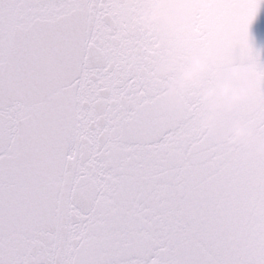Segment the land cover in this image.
<instances>
[{
  "label": "snow or ice",
  "instance_id": "snow-or-ice-1",
  "mask_svg": "<svg viewBox=\"0 0 264 264\" xmlns=\"http://www.w3.org/2000/svg\"><path fill=\"white\" fill-rule=\"evenodd\" d=\"M151 3L0 0V264H264V151L226 135L264 143V84L203 123L228 65L264 63V0Z\"/></svg>",
  "mask_w": 264,
  "mask_h": 264
},
{
  "label": "water",
  "instance_id": "water-1",
  "mask_svg": "<svg viewBox=\"0 0 264 264\" xmlns=\"http://www.w3.org/2000/svg\"><path fill=\"white\" fill-rule=\"evenodd\" d=\"M162 2L163 0H152V3L150 4L149 8H147L144 13L143 18L145 23L155 24L160 22L161 20H166L168 23H175V18L165 11V9L162 6ZM157 12L160 15H158L154 19L153 16ZM258 42L260 44H264V34H258ZM214 51H215L214 49H205L200 53L194 55L188 66L180 70L176 75V78L169 82L168 94L172 97H176L179 93L187 90V88L192 83L198 82L200 74L202 73L203 69L206 67L207 59L210 58L212 55H214ZM249 66L255 67L256 69L255 74L251 77V79L255 84L254 89L250 92L247 98L236 101L234 103H230L228 99L223 98L221 95L222 85L226 83H231L235 87L239 88L243 83V81L242 79L239 78H232L231 70L237 67H249ZM175 69H176L175 63H169L161 68V72L168 73L175 71ZM261 84H264V63L254 60H248V61L237 60L231 63L230 65H228L224 69L223 78L216 85L204 89L203 99L207 109V115L203 120L204 125L209 128H214L215 116L218 112L222 110H227V111L233 110L239 102L253 96L257 92ZM238 124L243 125L251 130L252 135L249 138L248 142L242 140H235L232 138L233 129ZM226 135L231 142L245 143L250 148L256 151H261V149L264 148V143L257 142L255 139L256 132H255V123L253 117H248L247 119L234 120L230 128L228 129Z\"/></svg>",
  "mask_w": 264,
  "mask_h": 264
},
{
  "label": "clouds",
  "instance_id": "clouds-1",
  "mask_svg": "<svg viewBox=\"0 0 264 264\" xmlns=\"http://www.w3.org/2000/svg\"><path fill=\"white\" fill-rule=\"evenodd\" d=\"M158 15V12L153 16L155 19ZM199 63V62H198ZM256 69L255 67H237L231 70L232 78H239L242 79L243 83L239 88L235 87L231 83H226L222 85V97L229 100L230 103H234L236 101L245 99L249 96L250 92L254 89L255 84L251 77L255 74ZM210 122V121H209ZM252 133L251 130L246 128L243 125H237L233 129V139L235 140H242L245 142L249 141ZM264 151V148L261 149Z\"/></svg>",
  "mask_w": 264,
  "mask_h": 264
}]
</instances>
